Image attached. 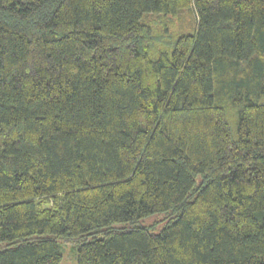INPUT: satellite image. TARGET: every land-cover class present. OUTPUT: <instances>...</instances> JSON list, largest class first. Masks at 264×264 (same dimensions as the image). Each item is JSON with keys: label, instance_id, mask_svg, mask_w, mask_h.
Here are the masks:
<instances>
[{"label": "trees", "instance_id": "trees-1", "mask_svg": "<svg viewBox=\"0 0 264 264\" xmlns=\"http://www.w3.org/2000/svg\"><path fill=\"white\" fill-rule=\"evenodd\" d=\"M60 240L264 264V0H0V264Z\"/></svg>", "mask_w": 264, "mask_h": 264}, {"label": "rangeland", "instance_id": "rangeland-1", "mask_svg": "<svg viewBox=\"0 0 264 264\" xmlns=\"http://www.w3.org/2000/svg\"><path fill=\"white\" fill-rule=\"evenodd\" d=\"M181 18H174V22L172 23V26L170 25V29L175 32L176 30L180 28H184L185 24H190V16H187L186 13H182L180 15ZM182 19V24H181ZM159 220V221H158ZM155 221H158L155 223ZM137 224L139 225H151L152 231L158 232L162 225L164 224V220L161 221V215L160 214H152L145 218H142ZM114 226H131L130 224H123V223H116ZM60 247H61V262L60 264H77L75 253H76V244L72 242H64L63 240L59 241Z\"/></svg>", "mask_w": 264, "mask_h": 264}]
</instances>
